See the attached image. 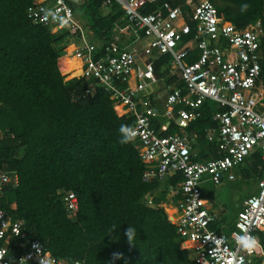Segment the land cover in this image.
<instances>
[{
    "label": "trees",
    "instance_id": "trees-1",
    "mask_svg": "<svg viewBox=\"0 0 264 264\" xmlns=\"http://www.w3.org/2000/svg\"><path fill=\"white\" fill-rule=\"evenodd\" d=\"M104 1L71 4L73 11L80 9L92 37L101 42L112 40L126 24L118 5L110 0L104 6ZM159 1L186 8L185 0ZM207 1L222 21L237 29L259 21L264 86V0ZM30 2L0 0V170L17 175L15 185L1 189L0 209L22 222L27 239L39 241L51 256L67 264L75 260L84 264H196L193 249L180 246L174 226L158 206L162 200L155 192L160 181H142L143 164L132 143H120L119 128L132 126V117L117 116L101 87L85 93L89 81L73 77L78 74L77 66L61 71L68 78L64 79L57 58L67 42L66 32L51 33L31 23L25 14ZM244 3L250 8L241 13ZM154 7L147 4L142 12ZM196 55L192 49L186 61L195 60ZM168 61V55L157 56L154 73L163 83L181 86L177 74L167 75ZM222 109L206 99L198 108L199 115L185 124L192 160L216 156L215 143L206 139L205 132L217 125L212 115ZM159 121L154 120L155 127ZM178 132L169 121L158 134ZM260 165L255 150L233 172L241 179L257 180ZM166 180L171 191L181 175L175 173ZM60 190L72 191L76 197L77 211L71 217ZM201 193L205 198L211 196ZM146 194L152 204L145 202ZM129 227L136 230L132 244L124 234ZM208 227L223 232L216 218ZM232 227L233 223L228 231ZM255 234L264 246V231ZM117 252L122 258L113 261L112 254Z\"/></svg>",
    "mask_w": 264,
    "mask_h": 264
},
{
    "label": "built area",
    "instance_id": "built-area-1",
    "mask_svg": "<svg viewBox=\"0 0 264 264\" xmlns=\"http://www.w3.org/2000/svg\"><path fill=\"white\" fill-rule=\"evenodd\" d=\"M112 1L121 9L126 24L117 29L112 40L104 42L94 39L75 16L73 0H31L25 14L31 23L45 26L51 33L65 31L67 42L60 56L77 61L78 74L73 77L89 81L85 93L90 94L94 86L101 87L117 116L132 117L131 127L137 129V136L131 143L143 164L142 181L181 175L169 191V199L158 206L174 226L180 246L193 244L194 262L264 264L263 249L249 255L237 242V236L245 231L256 238V231H264V86L260 78L259 21L237 29L222 21L207 0H185L186 8L159 0ZM147 4L155 7L142 12ZM41 9H59V16H70L69 26L62 27L51 17L45 21ZM129 28L132 35H126ZM192 49L197 55L188 62ZM159 55H168L167 75L177 74L181 86L163 83L154 73L153 60ZM206 99L224 108L213 113L217 125L205 132L206 139L215 143L216 156L192 160L191 138L184 127L199 115L198 108ZM155 119L160 120L156 127ZM169 121L179 132L159 135ZM255 150L261 160L255 191L241 200L229 233L209 228L214 215L202 196L201 184L209 181L217 187L223 177L234 180L233 168ZM16 182L15 172L0 170V192ZM58 193L71 217L77 211L74 193ZM144 200L152 204L149 194ZM34 245L40 248V258L47 256L52 264H67L51 256L39 241L27 239L22 222L0 209V264H20L21 258L24 264H39ZM76 261L84 264L82 260L71 264Z\"/></svg>",
    "mask_w": 264,
    "mask_h": 264
},
{
    "label": "rangeland",
    "instance_id": "rangeland-1",
    "mask_svg": "<svg viewBox=\"0 0 264 264\" xmlns=\"http://www.w3.org/2000/svg\"><path fill=\"white\" fill-rule=\"evenodd\" d=\"M74 14L82 24H85V17L81 13L80 9H75ZM131 32L132 30L130 28L127 29L126 35H132ZM121 40L123 41V37ZM127 40L128 37L125 38V42H127ZM68 60L72 61L71 59ZM76 65H77V61H75V66ZM166 183H167L166 178H163L159 183L160 189H158V191L155 192L156 193L155 195H158L162 201H167L169 199L168 198L169 190H167ZM255 186H256L255 178H248L244 180L241 179L239 176L234 180H226V178L223 177L221 181V185L217 187L213 186L209 181H205L204 183L201 184L200 188L203 194L207 195L208 193H210L211 195L209 198H206L207 204L215 205L218 208L216 221L217 224L222 228L224 233H229L228 231L229 227L231 225L232 220L236 217V213L239 209V204L241 200L246 196L250 195L251 193H253L255 191Z\"/></svg>",
    "mask_w": 264,
    "mask_h": 264
},
{
    "label": "clouds",
    "instance_id": "clouds-1",
    "mask_svg": "<svg viewBox=\"0 0 264 264\" xmlns=\"http://www.w3.org/2000/svg\"><path fill=\"white\" fill-rule=\"evenodd\" d=\"M73 3L79 4L80 0H73ZM249 8H250V5L248 3L242 4L241 13L246 12ZM41 11L44 12L43 19L45 21H47L51 17L52 21L58 22L60 26L62 27L69 26L70 19H71L70 16L69 17L59 16V9L55 11H53L52 9H41ZM119 132L121 136L120 143L122 144H126V143L133 141L135 137L137 136V129L129 125H121L119 128ZM124 234L127 236L128 242L132 244V241L135 239L136 230L134 228L129 227L126 229ZM237 242H238V245L249 255L259 253L261 252L262 248H264V246L260 244L259 240L256 237L248 234L246 231L244 232L243 235L237 236ZM33 247L36 249V254L39 258V264H52L51 259H49L47 256L40 258L41 251L38 245H34ZM122 255L123 254L119 252L113 253L112 260L114 261L116 259L122 258ZM20 264H24V258L20 259ZM76 264H80V261H76Z\"/></svg>",
    "mask_w": 264,
    "mask_h": 264
},
{
    "label": "crops",
    "instance_id": "crops-1",
    "mask_svg": "<svg viewBox=\"0 0 264 264\" xmlns=\"http://www.w3.org/2000/svg\"><path fill=\"white\" fill-rule=\"evenodd\" d=\"M64 58H66L65 59V67L66 68H63V67H61V63H62V61L64 60ZM63 59V60H62ZM69 59V58H68ZM67 59V57H65V56H60L59 58H57V67H58V69H59V72L61 73V70L60 69H67V68H70V67H74L75 66V61H69ZM68 62H73L74 63V65H72V64H70V63H68ZM77 66V65H76ZM65 79H67V78H65ZM159 84H161V83H159ZM238 176H236V178H237ZM13 206V204H11V207ZM209 206V208H210V212L214 215V218H216V215L218 214V208H217V206H215V205H208ZM239 206H240V204H239ZM239 210V209H238ZM235 219V218H234ZM234 219L232 220V222L231 223H233V221H234ZM184 245L186 246V247H189V248H191L192 246H193V244L192 243H190V242H185L184 243Z\"/></svg>",
    "mask_w": 264,
    "mask_h": 264
},
{
    "label": "bare ground",
    "instance_id": "bare-ground-1",
    "mask_svg": "<svg viewBox=\"0 0 264 264\" xmlns=\"http://www.w3.org/2000/svg\"><path fill=\"white\" fill-rule=\"evenodd\" d=\"M65 59H66V58H64V60L62 59L63 61H62V63H61V65H62L63 68H66V67H65V62H66ZM71 60H72V61H75V60H73V59H71ZM67 69H69V68H67ZM60 70H61V71H64V70H66V69H60Z\"/></svg>",
    "mask_w": 264,
    "mask_h": 264
}]
</instances>
